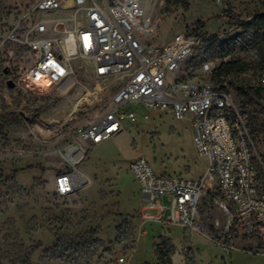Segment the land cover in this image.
Instances as JSON below:
<instances>
[{
    "label": "rangeland",
    "instance_id": "rangeland-1",
    "mask_svg": "<svg viewBox=\"0 0 264 264\" xmlns=\"http://www.w3.org/2000/svg\"><path fill=\"white\" fill-rule=\"evenodd\" d=\"M185 1L186 8L163 0L155 12L160 43L182 31L226 40L243 33L241 22L264 12L263 0ZM33 3L0 0V40L19 22L24 28L29 25ZM199 52L183 67L195 79L201 77L200 67L194 65ZM237 57L255 60L252 54ZM78 65L74 62L78 83L67 93L22 82L7 90L0 57V264H18L29 253V264H264L262 238H249L239 227L232 235L225 231L227 214L215 202L219 197L215 185L203 191L198 208L204 232L141 216L144 196L127 169L131 159L145 157L156 174L198 179L205 172L206 160L194 149L188 117L176 120L170 113L142 108L150 114L148 120L124 122L120 133L88 149L78 169L90 184L66 197L56 195L54 176L63 165L52 150L71 140L74 127L99 114L98 106L82 113L78 105L96 85L86 82ZM258 88V103L264 106V86ZM36 111L38 117L30 119ZM13 115L20 119L14 121ZM245 125L264 163L262 118L248 115ZM81 238H89L93 245L85 249L63 245ZM163 245L173 249L169 259L158 253ZM120 257L124 262L118 263Z\"/></svg>",
    "mask_w": 264,
    "mask_h": 264
},
{
    "label": "built area",
    "instance_id": "built-area-1",
    "mask_svg": "<svg viewBox=\"0 0 264 264\" xmlns=\"http://www.w3.org/2000/svg\"><path fill=\"white\" fill-rule=\"evenodd\" d=\"M162 3L34 0L29 25L24 28L19 22L0 40L1 68L8 71L3 85L10 79L15 86L22 82L64 94L78 83L74 62L86 82L96 84L78 105L82 113L98 106L99 114L74 127L71 140L52 150L63 165L54 176L58 197L90 184L78 169L88 149L120 133L124 122L148 120L150 114L142 108L170 113L176 120L188 117L194 149L206 160V169L200 178L189 179L156 174L143 156L131 159L127 169L144 196L141 216L204 232L198 208L203 191L215 185V202L227 214L225 231L229 234L234 225L247 237L264 240V163L245 125L248 113L229 86L243 78L264 86V70L215 83L211 76L219 62L208 61L201 63V77L195 79L183 67L203 47V38L195 31H182L160 43L154 14ZM177 72H182L179 78L168 79ZM44 78L47 86L41 84ZM133 104L141 107L129 109Z\"/></svg>",
    "mask_w": 264,
    "mask_h": 264
},
{
    "label": "trees",
    "instance_id": "trees-1",
    "mask_svg": "<svg viewBox=\"0 0 264 264\" xmlns=\"http://www.w3.org/2000/svg\"><path fill=\"white\" fill-rule=\"evenodd\" d=\"M176 3H180L184 8L187 7L185 0H175ZM264 3V0H263ZM243 33L230 37L226 40H220L216 36H203V47L200 49L199 54L196 56L194 65L199 67L201 63L208 61H218L219 66L211 76L212 81L220 83L224 78L230 75H240L243 73L251 72L258 74L264 70V12L255 14L250 20L241 22ZM252 54L255 56V60L252 61L248 58H239V55ZM228 59V60H226ZM229 86L236 92L238 101L240 103L241 110L247 112L250 119L260 116L264 124V106L258 103L260 96V90L258 86L252 85L247 79H241L239 81H230ZM256 104L257 110L247 108ZM39 111L33 113L30 119L38 117ZM14 121H18L20 117L18 115L12 116ZM2 126H0V132ZM256 126H252L253 136L257 133ZM235 233V226L232 225L229 230V235ZM60 241V240H59ZM65 241V240H62ZM89 238L79 239L78 241L69 240L63 242L71 247L77 249L90 248L93 243L89 242ZM262 246V244H260ZM161 247V248H160ZM171 246H159L158 253L160 257H167L172 253ZM30 253L22 256L18 260V264H29Z\"/></svg>",
    "mask_w": 264,
    "mask_h": 264
},
{
    "label": "water",
    "instance_id": "water-1",
    "mask_svg": "<svg viewBox=\"0 0 264 264\" xmlns=\"http://www.w3.org/2000/svg\"><path fill=\"white\" fill-rule=\"evenodd\" d=\"M7 73H8L7 69H5V68L2 69L3 75H7ZM5 86L7 89H13L15 87V83L12 80L8 79L5 81Z\"/></svg>",
    "mask_w": 264,
    "mask_h": 264
},
{
    "label": "bare ground",
    "instance_id": "bare-ground-1",
    "mask_svg": "<svg viewBox=\"0 0 264 264\" xmlns=\"http://www.w3.org/2000/svg\"><path fill=\"white\" fill-rule=\"evenodd\" d=\"M48 80L46 78H44L42 81H41V84L42 86H47L48 85Z\"/></svg>",
    "mask_w": 264,
    "mask_h": 264
}]
</instances>
